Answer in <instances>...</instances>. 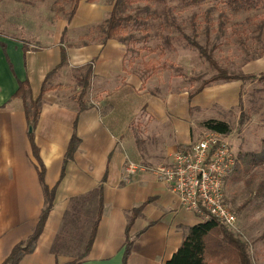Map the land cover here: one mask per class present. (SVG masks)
Returning <instances> with one entry per match:
<instances>
[{"label": "crops", "instance_id": "0c3cea01", "mask_svg": "<svg viewBox=\"0 0 264 264\" xmlns=\"http://www.w3.org/2000/svg\"><path fill=\"white\" fill-rule=\"evenodd\" d=\"M111 11L112 5L105 2L81 0L71 21L60 24L52 42L42 47H28L20 39L0 34V264L34 232L45 206L30 131L50 189L60 180L72 137L79 141L65 166L44 230L18 264L76 260L123 264L128 236L133 244L127 264H166L188 228L202 220L184 209L178 196L153 173L125 175L128 159L151 166L167 163L177 149L199 139L192 141V126L200 95L150 90L151 79L128 66L125 44L93 39L90 30L107 20ZM62 47L68 59L58 68ZM88 70L90 85L81 111L77 96ZM19 81L29 82L33 98L44 84L50 88L42 95L33 130L23 100L14 97ZM219 101L224 98L213 102ZM148 132L157 142H143ZM100 205L95 239L82 258ZM140 207L127 235L130 217Z\"/></svg>", "mask_w": 264, "mask_h": 264}, {"label": "rangeland", "instance_id": "374dc122", "mask_svg": "<svg viewBox=\"0 0 264 264\" xmlns=\"http://www.w3.org/2000/svg\"><path fill=\"white\" fill-rule=\"evenodd\" d=\"M74 2L0 0V34L20 39L28 47H42L52 42L60 24L67 21ZM125 9L138 19L126 24L122 34L141 39L125 44L128 66L151 79L147 84L154 92L170 95L188 90L191 97L200 95L192 141L207 131L204 120L229 124L225 135L238 155L225 189L227 203L238 218L230 230L247 243L253 264H264V162L251 161L248 155L261 153L264 147V3L234 10L222 1L187 6L182 0H133ZM184 34L208 49L220 68L256 78L218 81L204 93V89L198 92L217 69ZM220 97L224 101L213 102ZM154 137L148 132L143 142L155 143Z\"/></svg>", "mask_w": 264, "mask_h": 264}, {"label": "trees", "instance_id": "16d2710c", "mask_svg": "<svg viewBox=\"0 0 264 264\" xmlns=\"http://www.w3.org/2000/svg\"><path fill=\"white\" fill-rule=\"evenodd\" d=\"M81 0H75L74 4H72L69 15L67 17V21H71L74 17L79 3ZM94 1V0H90ZM202 1L208 0H182V2L187 6L198 5ZM210 1H222L226 5L232 7L234 10L241 9H249L254 6L259 5V3H264V0H210ZM127 3H133V0H114L112 3V11L107 20L103 23L94 26L90 30V34L94 36L93 39L105 43L110 39H117L123 44H127L128 41H139L140 38H136L134 34H128V36H124L122 34L123 29L126 24L137 21L138 17L133 16L130 13H125V7ZM185 39L188 42L196 47L200 53L206 58V60L217 69V72L214 73L209 78H206L198 88V92H201L205 87L218 82V81H229V80H246L249 78H256L255 75H238L231 74L226 69L220 68L213 57V54L208 51L204 46L198 43L195 40H192L190 36L184 34ZM19 40V39H18ZM25 44V43H24ZM25 46V45H24ZM3 49L6 48V45L2 43ZM67 49L62 47L61 49V62L57 66L62 67L67 63ZM91 72L88 70L84 79L81 80V91L77 96V104L79 109L82 111L85 108L84 97L87 94V90L90 85ZM47 88L44 84L41 94L37 98L32 97L30 85L28 81H19V88L14 94V97H19L23 100L24 110L28 119L29 127L33 130L38 122V118L40 116V106L42 95L45 93ZM202 126L211 131H216L222 134H227L230 132V126L226 121L219 119H207L202 122ZM29 139L32 145V150L34 157L39 162V176L40 181L44 188L45 193V206L40 215L39 221L36 225L34 232L25 240L13 247L10 254L4 260L2 264H18L20 259L24 254L31 252L38 239L40 238L48 216L54 206L56 189L64 178L65 175V166L73 158L74 152L77 148V143L79 139L76 136H73L66 153V158L64 161V167L62 170V174L58 184L50 189L45 184V167L39 156V149L35 143L34 133L30 131ZM264 145V140H263ZM250 155L251 161H260L264 162V147L261 153H251ZM142 207L134 209L132 216L130 217V221L127 226V235L129 234V230L136 219V217L140 214ZM102 216V206L100 205L98 217L93 225L89 241L85 248V252L82 256L85 257L87 253L90 251L93 241L95 239L97 227L101 220ZM132 240L128 236L123 264H127L128 258L131 254L132 249ZM79 261L69 262L67 264H78ZM166 264H253L251 255L248 250L247 243L242 239V236L237 235L230 228L225 225L219 219L209 216L207 219L201 220V222L191 226L188 228L183 242L177 251L172 255V257L166 262Z\"/></svg>", "mask_w": 264, "mask_h": 264}, {"label": "built area", "instance_id": "2783aa9c", "mask_svg": "<svg viewBox=\"0 0 264 264\" xmlns=\"http://www.w3.org/2000/svg\"><path fill=\"white\" fill-rule=\"evenodd\" d=\"M238 164V155L225 134L207 130L195 142L180 147L167 163L139 164L126 160V177L138 171L153 173L176 194L184 209L201 219L213 216L229 228L238 218L227 203L226 182Z\"/></svg>", "mask_w": 264, "mask_h": 264}]
</instances>
